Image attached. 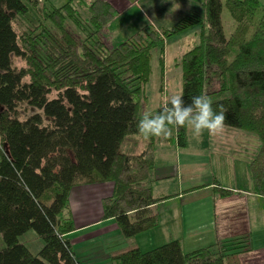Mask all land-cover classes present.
<instances>
[{
  "label": "trees",
  "instance_id": "trees-1",
  "mask_svg": "<svg viewBox=\"0 0 264 264\" xmlns=\"http://www.w3.org/2000/svg\"><path fill=\"white\" fill-rule=\"evenodd\" d=\"M223 8L235 25L230 38ZM31 12L39 17L33 29L21 19ZM116 14L102 0L59 8L0 0V264H91L68 237L75 231L69 196L79 186H111L101 220L116 224L122 243L158 225L157 206L173 196L153 195L152 182L168 177L154 165L159 141L144 140L136 125L145 115L151 52L195 27L198 44L180 58V97L185 104L200 94L216 98L210 103L225 113L223 127L259 138L249 173L252 194L264 201V0H204L169 29L148 26L114 47L105 30ZM173 130L165 139L185 147V127ZM124 144L130 152H121ZM212 193L234 196L219 186ZM243 223L245 230L193 252L171 240L148 252L132 247L104 264H240L252 252ZM29 231L43 242L36 255L19 242Z\"/></svg>",
  "mask_w": 264,
  "mask_h": 264
},
{
  "label": "rangeland",
  "instance_id": "rangeland-1",
  "mask_svg": "<svg viewBox=\"0 0 264 264\" xmlns=\"http://www.w3.org/2000/svg\"><path fill=\"white\" fill-rule=\"evenodd\" d=\"M82 1L87 5L92 0ZM156 7L158 8L159 6H155L154 8ZM163 9L165 12L163 17L153 13L155 9L152 11L143 9V13H145L144 17L142 15L136 17L132 13L123 16L119 20L112 21L107 26L106 38L108 43L110 46H118L127 40L126 36L129 34L128 28L136 29L135 33H137L141 28H138L140 24L142 29L148 26H151L155 30L169 29L181 17L186 15V10L182 9L181 5H164ZM199 10L200 7L197 11ZM130 17H135V20H129L131 19ZM221 17L224 35L226 38H230L235 28L234 22L225 8H223ZM37 18L39 17L34 12H31L21 19L30 27L31 22L34 26L38 25V23L36 24ZM34 26H31V28L33 29ZM250 33L249 31L247 37L250 36ZM198 34L199 27H195L167 39L162 47L158 46L153 49L150 61L151 73L148 82L144 86L146 102L141 106V113L152 115L165 100H169L173 95L180 96V58L185 51L198 44ZM234 54L235 50H232L227 59L229 61L232 60ZM14 66L18 69L23 66V63L15 59ZM214 100L216 98L209 99L210 102ZM185 129L186 146H177L174 138L170 141L167 139L161 140L155 145L159 156L156 159V164L154 163L156 169L164 167L163 171L167 170L169 173L172 169L175 171L174 176L172 171L167 179L162 182L156 181L155 184L158 182V189L161 187L165 192H168L167 194H170L165 196H173L175 198L174 196L176 195L174 194L179 193L182 195V199L178 200L179 205H182L174 208V212L177 213V217L182 215L185 218H183L185 220L184 241L182 243L183 251L189 253L211 246L205 236H208L209 232L215 231L214 226L213 228L208 225L200 227V223L207 222V218L205 217L209 213L213 215L214 202L210 200L209 192H204V189L219 186L230 190L231 188L238 189L239 186L246 193L244 196L246 197V201L243 205V200L238 204L232 199H227L230 204H227V210L218 218V231L222 237H226L231 235L234 228L241 230L245 217V227L250 236L249 240L252 252L242 256L243 258L239 260L240 264H264V201L259 198V200H256L248 194L252 193L249 163L260 148L259 138L253 134L225 127H222L221 130L212 135H209L205 131L199 137H194L190 127L185 126ZM173 135L174 130L172 129L170 136L173 137ZM130 150L126 144L121 147L122 153L130 152ZM157 172L159 173L160 170L157 169ZM157 176L159 177V174ZM85 187L88 186L75 187L72 191ZM156 194L159 193L155 191L153 195ZM173 198L169 199L168 202ZM215 199L218 200L219 198L216 197ZM167 205L165 208L169 209ZM217 206L219 205L217 204ZM244 206L245 215L242 217V208ZM165 213L167 214L164 215L169 214L166 221L158 224L152 230L135 236L129 240V243L122 244L119 250L128 248L130 244L133 246L137 245L142 252H148L168 243L170 241L168 234L171 232L175 234L176 224L172 218L173 214H171V211L167 210ZM188 220L192 222V227L190 228H188ZM194 223L196 224L193 226L192 224ZM243 229L245 230V228ZM113 234V232L108 231L102 239L100 236L95 237V239L90 241L91 247L95 251H101L100 255L103 253L107 254L113 248L107 249V251L102 249L104 243L115 240ZM178 234L180 236V233ZM19 242L25 245L33 255H36L43 245L42 240L33 231H29L20 237ZM2 248H4V244L0 236V250Z\"/></svg>",
  "mask_w": 264,
  "mask_h": 264
},
{
  "label": "crops",
  "instance_id": "crops-1",
  "mask_svg": "<svg viewBox=\"0 0 264 264\" xmlns=\"http://www.w3.org/2000/svg\"><path fill=\"white\" fill-rule=\"evenodd\" d=\"M41 5H45L46 7L49 8H59L63 6L67 0H37ZM104 2H107L115 11H116V17L113 20H119L123 16L127 14H134V16H143L145 13H143V9H147L152 11L155 9L153 13H156L158 15H161L162 17L165 15L164 12V5H169V6H182V9L186 10V14L192 11H197L200 7V5L204 2V0H102ZM156 2V4H154ZM162 3V4H161ZM155 6H159L158 8H154ZM131 12V13H130ZM185 16V15H184ZM131 18V17H130ZM146 18V17H145ZM182 18V17H181ZM180 18V19H181ZM129 20L134 21V18H131ZM174 25V24H173ZM130 27V26H129ZM141 27V28H140ZM140 28L139 31L142 30V26L138 27ZM165 29V28H163ZM129 34L126 36L130 38L132 35L136 34L135 31L136 29L134 28H128ZM134 33V34H133ZM105 35H107V29L105 30ZM159 142L161 140H166L165 138H158L157 139ZM170 141V140H169ZM158 142V143H159ZM143 143H141V146ZM163 154V153H161ZM159 155L157 154L156 147L154 149V163L156 164V159ZM154 164V165H155ZM156 166V165H155ZM160 170L159 177H169L170 173L173 171V176L175 174L174 169L171 170V172L163 171L165 168H157ZM171 176V177H173ZM167 179V178H166ZM165 180V179H164ZM159 182H162L163 180H158ZM156 181L152 182L151 189L154 194L155 191L157 193L154 195L155 197H160L164 195H170L167 194L168 192H165L163 188L160 187L158 189V182L155 184ZM212 188H206L204 189V192H209L210 195V200L213 203V215L210 213L207 215V222L205 223H200V227H205L208 225L209 227L215 228V231H211L208 233V236H205V238L208 240L209 245H213L217 241V238L220 236V233L218 231V218L227 210V204H230V202L226 199H215L217 196H215L212 193ZM223 189V188H222ZM233 189L231 188L230 190L227 188L225 190L231 191L234 196L228 199H232L233 201L237 202L238 204L242 202L243 200V205L245 203V198L246 193L239 188ZM111 192V186L108 184H98V185H93V186H88L85 188H81L80 190L75 189L71 191L70 196H69V208H70V215L73 220L74 226H75V231L71 233L68 237L70 238V244L74 250V252L79 253L87 262L91 264H104L107 261V258L110 256L120 253L122 251H125L127 249H130L132 247H137V245L133 246L130 245L126 249H120L121 245L124 243H129L128 242H121L120 235L117 232L118 228L116 224L112 220L108 221H103L101 220L102 217V199L109 196ZM203 192V191H202ZM175 193V192H174ZM250 197L255 198L256 200H259L254 194L248 193ZM177 195L175 198L170 200L169 202H165L162 205L157 206V215H158V224H162L163 221H166V218H168V215L165 213L167 210L171 211V214H173V220L175 221L176 228H175V234L173 232L169 233V239L171 240H176L178 242L182 243L184 241V225H185V218L181 215L180 217H177V213L174 212V208L179 207V202L178 200L182 199V195L174 194ZM212 198V199H211ZM201 199V198H200ZM199 201V200H198ZM171 203V204H170ZM166 204H168V208H165ZM217 204L219 206H217ZM172 206V207H171ZM175 214V215H174ZM179 218V219H178ZM184 218V219H183ZM179 222V223H178ZM188 228L192 227L191 226V220H188ZM166 224V223H165ZM164 224V225H165ZM196 223L192 224L193 226ZM95 230V231H93ZM113 232L115 240L109 241V243H104V247L102 250L107 251V249L113 248L112 251H108L107 254H101V251L94 250L91 245L90 241L95 239V237H101V239L105 236V233L107 232ZM169 232V230H168ZM180 233V236H178ZM97 241V240H96ZM120 243V245H119ZM119 246V247H118ZM183 247V246H182Z\"/></svg>",
  "mask_w": 264,
  "mask_h": 264
},
{
  "label": "clouds",
  "instance_id": "clouds-1",
  "mask_svg": "<svg viewBox=\"0 0 264 264\" xmlns=\"http://www.w3.org/2000/svg\"><path fill=\"white\" fill-rule=\"evenodd\" d=\"M225 113L214 111L204 94L191 98V103L185 104L182 97L173 95L168 105L155 115L145 114L138 120L137 133L144 140L152 138H167L172 129L190 127L194 137H199L205 131L212 135L224 125Z\"/></svg>",
  "mask_w": 264,
  "mask_h": 264
}]
</instances>
